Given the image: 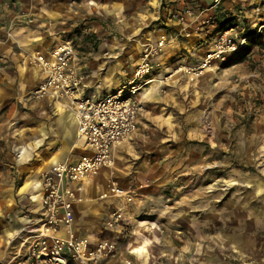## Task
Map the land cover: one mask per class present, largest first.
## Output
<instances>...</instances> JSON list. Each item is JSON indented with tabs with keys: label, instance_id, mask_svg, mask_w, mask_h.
<instances>
[{
	"label": "rangeland",
	"instance_id": "1",
	"mask_svg": "<svg viewBox=\"0 0 264 264\" xmlns=\"http://www.w3.org/2000/svg\"><path fill=\"white\" fill-rule=\"evenodd\" d=\"M18 1L0 0V11L17 19L13 35L31 28L27 41L37 43L46 37L37 31L50 27L54 45L71 43L74 63L100 96L113 89L108 80L118 86L130 76L144 47L163 34L160 68L168 71L194 62L230 19L244 48L198 81L175 77L141 95L134 129L112 148L106 180L90 187L77 223L87 222L79 231L88 239L114 244L105 264H264V0ZM14 75L15 96L0 104V176L17 186L37 175L36 150L18 156L48 118L31 97L34 72L27 69V83ZM114 184L132 201L122 203L121 227L110 230ZM15 252L23 262L25 249Z\"/></svg>",
	"mask_w": 264,
	"mask_h": 264
},
{
	"label": "built area",
	"instance_id": "2",
	"mask_svg": "<svg viewBox=\"0 0 264 264\" xmlns=\"http://www.w3.org/2000/svg\"><path fill=\"white\" fill-rule=\"evenodd\" d=\"M245 41L238 39L235 29L230 28L216 34L194 62L168 71H161L158 61L164 40L147 44L124 83L97 99L79 95L81 79L71 66V43H60L47 55L34 57L33 64L41 69L43 78L32 89L31 97L36 101L65 99L76 122L75 145L90 153L75 162H59L40 174V206L35 214L25 215L27 223L21 231L19 251L25 249L26 264H101L113 257L112 242L104 240L91 246L88 239L78 237L74 230V209L82 201L81 182L100 169L111 167L110 150L132 133L142 109L139 97L147 87L163 88L175 77L189 83L198 81L237 53ZM109 194L119 204L132 201L130 193L115 184ZM123 216V209L117 206L109 215L106 228L116 229Z\"/></svg>",
	"mask_w": 264,
	"mask_h": 264
},
{
	"label": "crops",
	"instance_id": "3",
	"mask_svg": "<svg viewBox=\"0 0 264 264\" xmlns=\"http://www.w3.org/2000/svg\"><path fill=\"white\" fill-rule=\"evenodd\" d=\"M15 1L16 4H18L19 1ZM44 23L47 24L46 22ZM15 26H17V19L13 16V14L8 12L6 9L0 11V68L3 73L5 72L3 74V78L0 79V91L2 90L3 92V95H0V104H3L4 99L7 97L9 99L11 95L15 96L16 77L14 73L19 72L20 77L23 74L25 79L24 82H26L31 77V75L27 77V69H31L35 75L34 87H36V85H38V83L42 80L43 75L41 69L37 65H31L28 62V59L31 57V51L47 55L56 46L53 44L54 42L51 41L52 37L49 35L52 31H50L51 29L48 26L44 31H37L39 34H44L46 36L43 40L37 43H30V41H27L29 39L28 37L33 38L32 33L30 32L31 28H26V30H29L28 35H23L21 37L14 36L12 29ZM33 26L34 25L31 23L28 27ZM179 35H181V33H179ZM204 36L206 38L207 35ZM166 37L167 36L163 34L161 38L165 39ZM199 45L201 44L199 43ZM199 45L195 44V47ZM186 46V48L191 47L189 45ZM74 59L75 58H73L71 62V66L76 70L81 79L79 95L95 99L101 98L111 93L125 81V79H123V82L117 86V81L108 80V83L111 86L110 89H113L109 93L100 96L98 89V92L91 90V88L93 89L94 87V81L84 78L81 67L74 63ZM158 60L161 63V55ZM4 78L6 79V83L3 80ZM172 81H175V79ZM21 87L24 88L25 86ZM152 88L154 89L156 87H147L140 94L139 99L145 91ZM39 103H41L43 113L46 114V118H48V120L40 122L39 128L36 129L34 135L30 138V142L26 146L21 145L20 147L19 145L21 152L25 150V153L23 154L24 156H20L21 153L18 156L23 159L22 161H24L33 155V152L36 150L37 164L34 165L36 169L34 174L37 175L33 177L25 175V177L22 178V183L17 186L15 185V177L10 178L0 176V264H12V262H15V264H26L25 261L19 262L15 250L19 249V246L17 245L20 244L21 231L27 223L25 215L27 213L35 214L40 206L39 173L42 170L45 171L51 169L59 162H75L79 160L81 156L90 153L88 150L78 149L75 145L76 122L75 119H73L74 116L72 117V111L68 108V103L65 99L59 100L58 102L45 99L39 101ZM107 173L108 171L102 168L94 176H91L81 182V191L79 192V196L82 201L77 204L74 209V230L80 238L88 239V237L84 236L79 231V226L83 229L82 231L88 230L87 228L89 226H87V222L82 221L81 224L77 223L78 216L80 215L79 219L83 217L80 213L82 212V206L85 204L84 202L88 199L86 198V195L88 191H90V187L93 188L94 186L96 188L98 185L100 186L102 183L104 184ZM102 199H104L103 194H99L97 200L100 201ZM111 199L112 200L110 202L113 203V209L115 210V208L120 204L117 200L113 198ZM120 206L122 208L124 205L121 204ZM122 209L125 214L126 208L123 207ZM118 227L121 226L119 225ZM88 240L90 241L91 246H94L102 239L98 237L95 238V241L90 239ZM101 264H105V262L102 261Z\"/></svg>",
	"mask_w": 264,
	"mask_h": 264
},
{
	"label": "trees",
	"instance_id": "4",
	"mask_svg": "<svg viewBox=\"0 0 264 264\" xmlns=\"http://www.w3.org/2000/svg\"><path fill=\"white\" fill-rule=\"evenodd\" d=\"M229 22H230V19H227V20H225L224 22H223V25H221L220 27V32H218V33H221V32H224V31H226V30H228V29H230V28H233V27H228L229 26ZM225 25V26H224ZM223 26V27H222ZM226 27H228V28H226ZM217 33V34H218ZM248 34H250V36H252V34L251 33H248ZM247 38V40L249 39L248 37H246ZM244 48V46L240 49V50H242ZM248 48H250V47H248ZM239 50V51H240ZM239 51L237 52V53H235L234 55H232V56H230L227 60H226V62L225 63H228V62H230V60L234 57V56H236L238 53H239ZM249 51V50H248ZM225 63H223V64H221V65H224Z\"/></svg>",
	"mask_w": 264,
	"mask_h": 264
},
{
	"label": "bare ground",
	"instance_id": "5",
	"mask_svg": "<svg viewBox=\"0 0 264 264\" xmlns=\"http://www.w3.org/2000/svg\"><path fill=\"white\" fill-rule=\"evenodd\" d=\"M72 115H73V113H72ZM73 118H74V117H73ZM24 153H25V150L21 152V155H20V156H22ZM23 156H24V155H23ZM111 165H112V163H111ZM105 173H106V171H105ZM142 250H143V249H142ZM139 251H140V250H139Z\"/></svg>",
	"mask_w": 264,
	"mask_h": 264
}]
</instances>
